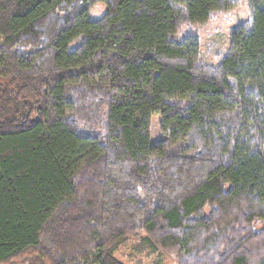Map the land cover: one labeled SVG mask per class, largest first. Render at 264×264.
I'll list each match as a JSON object with an SVG mask.
<instances>
[{
	"label": "trees",
	"instance_id": "1",
	"mask_svg": "<svg viewBox=\"0 0 264 264\" xmlns=\"http://www.w3.org/2000/svg\"><path fill=\"white\" fill-rule=\"evenodd\" d=\"M242 1L207 64L171 35L241 0H0V264H264V0Z\"/></svg>",
	"mask_w": 264,
	"mask_h": 264
},
{
	"label": "rangeland",
	"instance_id": "2",
	"mask_svg": "<svg viewBox=\"0 0 264 264\" xmlns=\"http://www.w3.org/2000/svg\"><path fill=\"white\" fill-rule=\"evenodd\" d=\"M105 12V6L102 3L97 4L89 11L91 19H98ZM249 17L246 4L241 0L240 4L228 12H215L205 24L182 23L179 31L171 35L174 40L180 41L187 35H195L199 39L200 57L207 64H216L217 55L224 52L229 43V29L245 21ZM152 139L160 137L157 127V118L151 121ZM130 248L127 245L122 246L115 257L123 264H176L174 258L164 255L160 258L150 257L142 258L140 261L132 260L129 257ZM8 264H32L29 259L17 258Z\"/></svg>",
	"mask_w": 264,
	"mask_h": 264
}]
</instances>
